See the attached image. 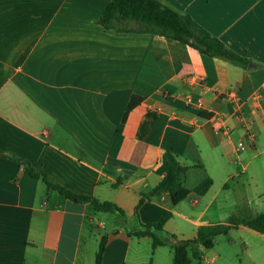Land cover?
<instances>
[{"label":"crops","instance_id":"0c3cea01","mask_svg":"<svg viewBox=\"0 0 264 264\" xmlns=\"http://www.w3.org/2000/svg\"><path fill=\"white\" fill-rule=\"evenodd\" d=\"M163 1L251 60L248 67L159 35L106 29L110 0H0V264H95L104 235L102 264H147L132 247L149 237L129 236L125 225L168 211L165 229L192 239L199 226L225 222L208 213L225 210L219 198L230 181L245 184L251 164H264V0ZM167 150L188 167L185 188L145 200L136 220ZM4 154L75 193L114 202L126 220L71 201ZM207 178L211 187L197 196ZM104 217L114 222L110 232ZM208 253L202 262L215 264Z\"/></svg>","mask_w":264,"mask_h":264},{"label":"trees","instance_id":"16d2710c","mask_svg":"<svg viewBox=\"0 0 264 264\" xmlns=\"http://www.w3.org/2000/svg\"><path fill=\"white\" fill-rule=\"evenodd\" d=\"M100 24L106 29L118 32L149 33L173 39L196 49L202 55L218 57L237 66L247 68L251 62L198 24L191 15L172 8L163 0H110L100 19ZM4 156L22 166L32 177L41 179L49 189L58 191L71 201L90 202L97 212L113 213L122 221L126 220L124 210L114 202L101 201L93 196L75 193L55 183L44 170L35 168L29 161L12 154H4ZM187 169L188 167L182 165L173 152L165 151L162 164L156 171L162 178L152 190L142 193L135 209L136 220H139V208L145 200L161 191L177 195L184 190ZM121 183L122 181L118 180L114 186ZM212 183L211 178L205 179L195 188L194 193L197 196L205 195ZM170 217L171 212L167 211L157 222L138 221L133 228L125 225L124 230L129 236L139 239L149 237L153 249L161 246L171 247L174 250L173 264H191V257L197 258L198 263L203 264L199 255V246L212 249L217 237L228 234L241 225L264 235V211L257 215H250L245 208L240 209L225 222L199 226L196 236L188 240H178L176 235L165 229V224ZM107 238V235H104L100 241L95 264H102Z\"/></svg>","mask_w":264,"mask_h":264},{"label":"rangeland","instance_id":"374dc122","mask_svg":"<svg viewBox=\"0 0 264 264\" xmlns=\"http://www.w3.org/2000/svg\"><path fill=\"white\" fill-rule=\"evenodd\" d=\"M261 158L264 162V156ZM244 178L245 184H239L237 179L230 181L229 186L222 191L219 198V203L225 207V210L220 212L212 206L208 217L227 221L232 214L243 208L250 215H257L264 211V164L262 165L260 160L253 162ZM103 216L110 215L104 214ZM104 218L105 225L110 232V228L114 227V222L107 217ZM102 233L104 235L106 230L103 229ZM132 249L136 254L141 253L140 259L145 260L147 264L153 258L155 264H172L174 257V250L169 246L159 247L154 256L150 238L134 243ZM135 252L132 259L135 258ZM205 252H209L208 257L210 258L217 254L215 264H264V235H246L240 231H231L217 237L213 249H202L199 255L204 258ZM191 259L192 264H199L197 258L191 257Z\"/></svg>","mask_w":264,"mask_h":264},{"label":"built area","instance_id":"2783aa9c","mask_svg":"<svg viewBox=\"0 0 264 264\" xmlns=\"http://www.w3.org/2000/svg\"><path fill=\"white\" fill-rule=\"evenodd\" d=\"M253 98L255 99V97H253ZM237 101L240 103V100L237 99ZM244 148H245L244 142L240 141L238 143L237 150L241 151V150H244Z\"/></svg>","mask_w":264,"mask_h":264}]
</instances>
